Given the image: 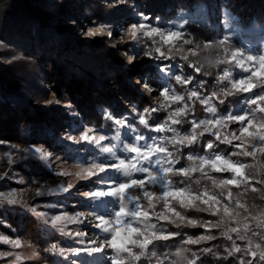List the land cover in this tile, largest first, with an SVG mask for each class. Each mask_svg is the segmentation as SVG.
<instances>
[{
    "label": "snow or ice",
    "instance_id": "6c2138e0",
    "mask_svg": "<svg viewBox=\"0 0 264 264\" xmlns=\"http://www.w3.org/2000/svg\"><path fill=\"white\" fill-rule=\"evenodd\" d=\"M126 3L127 0H117V4ZM73 23L75 24V21ZM181 27L153 26L149 18L143 16L140 21L132 23L127 32L134 42H138L141 37L150 41L143 51L146 57L170 60L180 56L186 62V66L195 73L207 76L210 73L204 71V64L200 63L199 59L192 58L199 57L201 53H208L205 57L209 65H234L243 70L245 75L236 78L231 70L220 69L216 84L222 85L227 81L230 87H221L219 93L213 91L204 94L201 91L205 87L203 80H196L193 75L173 74L175 84L184 86V94H180L175 88L162 86L159 95L163 100L158 106L143 111L132 109V112L136 113L139 125L157 133H171V137L163 136L159 140L151 138L152 143H141L146 137L136 132V128L126 117H116L112 112L105 111L103 119L115 126V136L98 134L100 130L91 125L82 127L76 135L67 136L72 143L84 142L93 145L99 154L91 162L77 165L78 171L75 173L66 171L56 173L58 176H75V184L68 182L46 187L36 183L34 189L0 191V202L20 205L36 213L45 224H50L65 236L77 238L80 244L84 243L83 237L87 233L67 231V225L83 224L91 217L94 221L93 226L104 234L90 241L91 246L86 248L64 249L54 242L50 245V251L61 256L69 254L78 256L81 253L97 254L110 249L113 253L110 264L146 262L151 264V258L159 255L155 250L158 245L167 246V242L181 237L175 250L164 254L163 264L165 262L177 264L181 258L184 259V264H203L201 257L189 246L216 240L214 230H220V237L230 241L231 247L225 248L226 255L219 259L227 260L242 253L243 255L238 258V264H264L262 236L264 231L255 230H264V227H261L264 224V211L252 216L255 221L253 227L249 224V217L242 212L245 203H235L237 200L241 201L249 189L255 192L257 189L255 185H264V174L259 179H256L255 175L257 170L264 171V164L249 162L257 161L258 157L264 158V55L245 56L240 49L230 51L226 46V40L197 42L186 37ZM94 30L92 27L87 28L85 31L87 37L96 36ZM107 35L112 37L113 32L109 30ZM215 49H222L223 53L214 54ZM249 62L256 67H248ZM159 71L168 72L170 69L165 66ZM145 86L149 92L154 91L151 86ZM237 93L245 95V107L239 113L219 112L217 104L225 102L220 98L221 95L226 98ZM196 102H199L208 114L206 118L194 117ZM55 103L59 104L60 101L56 100ZM160 111H165L167 118L163 122L150 123L151 114ZM185 122L190 123V131L185 130L182 134L176 126ZM231 125L236 127L231 128ZM122 129L136 134L131 140L121 139ZM206 134L213 138L203 141L207 152L203 155L188 154L187 166L180 164L179 157L182 155L180 150L200 143ZM221 144L230 146L232 150L226 152L219 149ZM0 145H7L10 149L0 151V160L6 158L8 165H14L17 160L28 156L43 162H49L54 158L53 151L35 144L21 146L0 140ZM177 176L183 178V186L171 179ZM6 178H10L8 171L0 175V181ZM194 180L200 183L208 181L210 186L205 184L206 190L203 193L198 191L194 195L187 189V185ZM17 183L23 185L26 181L21 178ZM82 183L94 186L92 190L85 192L86 199L99 203L110 200L115 207L106 213L93 211L87 215L84 213L70 215L62 212L49 217L46 212L38 211L36 206L22 198L23 193L27 191H34L37 197L71 194ZM158 204L162 205L161 210H157ZM49 207L54 208L56 205L51 204ZM252 207L255 208V205ZM190 209L207 212L212 217H217L219 213V217L216 220L191 218L187 214V210ZM165 225H174L177 231L168 230ZM189 226L199 227L203 229V233L190 235L178 231ZM234 233L235 239L232 235ZM254 238H258L259 242H254ZM237 240L246 242L244 247L237 244ZM0 244L10 245L12 249L23 247L20 239H10L2 234ZM198 251L213 254L211 247L200 248ZM189 253L190 256L187 255ZM38 258L39 253L36 251L29 257L23 256L19 251H0V261H6L7 264H22L24 261ZM72 264H75V261ZM157 264H160L158 259Z\"/></svg>",
    "mask_w": 264,
    "mask_h": 264
},
{
    "label": "trees",
    "instance_id": "16d2710c",
    "mask_svg": "<svg viewBox=\"0 0 264 264\" xmlns=\"http://www.w3.org/2000/svg\"><path fill=\"white\" fill-rule=\"evenodd\" d=\"M215 7L230 12L231 18L227 21L228 23L225 18L219 17V11ZM185 11L188 15L176 16V12L185 13ZM142 14H146L150 22L160 27H165L173 21H180L181 30L185 36L197 42L226 40V46L230 51L242 50L254 41L249 36V31H264V0H127V3L122 5L117 4V0H79L77 2L75 0H0V124L9 122L0 128V133L7 136L14 135L16 120L22 112L27 114L23 128L27 129L28 123H32L36 128L33 135L37 139H43L53 132H59L64 126H69V122L65 125L64 120L75 123L80 121L78 116L71 118L72 109L78 111L80 119L85 123L103 124L111 128V123L103 119L101 113L105 108L112 111L115 116H120L124 110L129 109L132 102H138L135 106L137 111L158 106L163 98L153 101L147 94L141 92L130 80L135 70L124 65L105 47L104 42L91 39L77 43L71 40L70 29L73 21L80 26L86 22L89 25L108 24L113 27L123 18L138 22ZM246 27L250 30H245ZM232 29H236V32L234 35H229ZM148 43L150 41L143 37V41L139 44L140 54ZM222 53V49H215L214 54ZM206 55L208 53H201L199 57L192 59H199L201 63V57ZM155 61L170 69L167 81L171 88H175L180 94H184V86L175 84L172 79L173 74L183 73L193 75L196 80H203L205 87L201 91L204 94H210L213 91L219 93L221 87H230L227 81L222 85L216 84L220 69L231 70L236 78L245 75L243 70L229 64L204 65V71L209 72L210 75L198 74L187 67L180 56L170 60L155 58ZM44 73L52 76L55 94L48 95L49 91L43 78ZM93 74H97L101 79L109 77L115 82L117 88L105 83L93 84L91 80ZM158 77L159 74L150 77L149 82L152 86L157 84ZM63 88L66 89V94L62 93ZM155 93L157 95V92ZM64 96L70 99L68 104L70 107L55 103ZM220 98L225 100L223 104H217L221 113H239L245 107L244 94L237 93L226 98L221 95ZM33 105L37 108L35 109ZM193 115L196 119H204L208 116L199 102L194 105ZM134 118L133 122L149 138L156 137L159 140L163 136L171 137L172 135L157 133L139 125L136 113ZM166 118L165 111L155 112L151 114L150 123L163 122ZM176 127L183 134L185 130L190 131L191 126L190 123L185 122ZM230 127L235 128L236 125ZM208 139L213 138L206 134L200 143L182 148L180 164L187 166L188 154H205L207 149L204 148L203 141ZM219 149L226 152L232 150L230 146L223 144L219 146ZM249 162L264 164V158L258 157L257 161L249 160ZM34 169V165L19 166L17 164V170L23 171L22 175L19 177L14 173L10 174V183L19 184L17 181L21 178L25 181H33ZM262 174L264 171L257 170L256 179H259ZM171 179L174 183L183 186V178L177 176ZM205 184L210 186V182L202 181L201 187ZM255 186L257 187L255 192L249 189L241 201H235L236 204L245 203L242 212L249 217V224L253 227L255 221L252 216L264 211V185ZM234 191H243V189H234ZM253 205L255 208L252 207ZM176 207L179 208L178 205ZM201 207H207V205H201ZM161 208L162 205L158 204L157 210ZM187 214L199 220H216L219 217V213L217 217H212L207 212H198L195 209L187 210ZM0 221H2L1 229L14 235L24 233L41 248L45 247L38 222L28 209L10 210L4 206L0 208ZM165 227L168 230L177 231L174 225H165ZM178 231L190 235L203 233V229L190 226ZM219 231L214 230L216 240L189 247L197 252L203 264H238V258L243 255L242 253L229 257L227 260L219 259L226 255L224 249L231 247V242L220 237ZM232 235L235 239L236 234ZM180 240L181 237H177L174 241L167 242V246L158 245L155 250L159 255L151 258V264H157L158 258L163 259L164 254L174 251ZM254 242H259V239L254 238ZM245 243L237 240V244L241 247H244ZM204 247H211L213 254L198 251ZM45 254L47 259L56 261V264H66L60 256L54 260L48 250H45ZM187 255L190 256V253Z\"/></svg>",
    "mask_w": 264,
    "mask_h": 264
},
{
    "label": "rangeland",
    "instance_id": "374dc122",
    "mask_svg": "<svg viewBox=\"0 0 264 264\" xmlns=\"http://www.w3.org/2000/svg\"><path fill=\"white\" fill-rule=\"evenodd\" d=\"M75 1L77 2L79 0ZM115 2L116 1H114V3ZM215 8L218 9V15L220 18L223 17L225 18L226 22L229 21V19L231 18V14L229 11L225 9H220L218 7ZM186 15H188V12L186 13V11L185 13L176 12V16L179 17H184ZM143 16L147 15L142 14L138 21H140ZM134 22L136 21H132V19L123 18L117 25H114L113 27L108 24H103L102 26H100L96 24L89 25L84 22L83 26H80L72 23L70 29L71 40L77 43L82 41H88L91 39L104 42L105 47H107V49L111 53H113L119 60H121L124 65H127L128 67H131L135 70V73H132L130 80L136 84L137 88L141 92L147 94L153 101H157L162 98L159 95L161 87H171L167 81L168 72L159 71V69L163 68V66L157 64L155 58L146 57L143 55V53L140 54L141 52L139 50V44L143 41V37H141L138 42H134L132 41L131 35L127 32V28ZM150 23L153 26H156L153 22ZM181 24L182 23L180 21H173L163 28H172L174 26L181 27ZM89 27H92L95 30H100L99 34L94 37H87L85 31ZM109 30L113 32L112 37H109L107 35V32ZM245 30L249 31L250 29L249 27H246ZM235 32L236 29H232L229 35H234ZM248 34L250 37L253 38L254 41L249 44L248 47H244L241 51L245 54V56L249 54L254 56L264 55V31H249ZM125 48H127V50ZM122 52H127L128 56L135 57V59L132 60L131 63H129L128 60L121 55ZM247 66L250 68L256 67V65L252 64L251 62H249ZM155 74H159V77L157 80V84L155 86H152L149 80L150 77L154 76ZM43 78L44 83L49 91L48 95L55 94V89L53 87L54 80L52 76L47 75V73H44ZM91 80L93 84L105 83L108 84L110 87L117 88L115 82L109 77L101 79L97 76V74H93ZM145 85L151 86L154 91L149 92ZM66 92V89L63 88L62 93L66 94ZM155 92H157V95H155ZM59 101L60 104L63 106H66L70 103V99H68L67 96L62 97L61 99H59ZM137 104L138 102H132V104L128 107L129 109L124 110L122 115L116 117H126L127 120L136 128V132L143 134L146 137V140L142 141L141 143H152V139L149 138L146 134H144V132H142L139 127L133 122L135 119V113L132 112V109L135 108ZM33 106L35 107V109L37 108L36 105ZM105 111H109L108 108H105L101 111L102 115ZM70 115L71 118H74V116H78L77 118L80 121L75 123L74 121L64 120L65 125L69 122V126H64L63 129L59 132H53L43 139H37L33 135V133L36 131V128L32 123H28L27 129L23 128L25 116H27L25 112L20 113L19 117L16 120L14 135L7 136L5 134V136L4 133H0V140L7 141L10 144H18L21 146H29L35 144L36 146H43L46 150L53 151L54 153V158L49 162L39 161L38 158L32 156H28L24 159H19L14 165H8L6 162V158L0 160V175H3L5 171H8L11 172L9 173V175L14 173L15 175H18L20 177L23 171L21 172L17 170V164H19V166L30 164L34 165L35 168V171L32 172L34 176L32 178L33 181L27 180L25 184L19 185L10 183V178H6L5 180L0 181V191L7 192L13 189L21 190L25 188L34 189L36 183H39L40 185L46 187H55L59 183H76L75 176H58L56 175V173L59 171L75 173L76 171H78L77 165L87 164L99 154L98 150L93 145L84 142L72 143L67 139V136L69 134L76 135L82 127H86L89 125L99 129L100 132L98 134H107L109 137L115 136L116 129L111 122V128L106 127L103 124L100 125L93 123H85L80 119L78 111L74 109L70 111ZM6 123L9 124V122ZM6 123L0 124V128H2V126H4ZM136 132H130L127 129H122L121 139L127 138L128 140H131V138L136 134ZM153 138L157 140L156 137ZM4 150L10 149H8L7 145H0V151ZM105 179H107V177H105ZM93 188V185L82 183L78 185L77 188L71 192V194H59L48 197L42 196L41 198H38L37 196H35L34 191H27L23 193L22 198L24 200H27L32 206H36L38 211L46 212L49 217H51L52 215L60 214L62 212H67L70 215H74L76 213H84L85 215H87L88 213H91L93 211L99 213H106L108 210H111L115 207L110 200H105L103 203H99L97 201L86 199L83 193L92 190ZM51 204H55L56 207H49V205ZM4 206L10 210L24 209L20 205H9L7 203L0 202V208ZM33 214L38 222L39 228L41 229V237L44 241L45 247L41 248V246L31 241L30 238L24 233L21 235H14L9 233L8 231L1 229L0 227V234L8 236L10 239H20L23 245L21 249H12L10 245L0 244V251H19L25 257L31 256L33 251L39 253L38 259L24 261L22 262V264H56V261H50L49 259H47L45 250L49 251L50 255L54 260H57L58 256L62 257L66 264H72L73 261H75V264H110V257L113 255L110 249H105L104 252L97 254L81 253L78 256L71 254L67 256H61L59 253L52 252L49 250L50 245L54 242L58 243L59 246L64 249L82 247L86 248L91 246L89 243L90 241L95 240L98 237H102L104 235L93 226L94 221L91 219V217L86 219L83 224L67 225V231H83L87 233V235L83 237L84 243L80 244L77 242V238L61 234L57 229L52 228L50 224H45L43 219L37 216L36 213ZM0 264H7V262L0 261Z\"/></svg>",
    "mask_w": 264,
    "mask_h": 264
},
{
    "label": "clouds",
    "instance_id": "9594fccd",
    "mask_svg": "<svg viewBox=\"0 0 264 264\" xmlns=\"http://www.w3.org/2000/svg\"><path fill=\"white\" fill-rule=\"evenodd\" d=\"M94 31L96 32V34H99L100 30L97 29V30H94ZM86 35H87V33H86ZM113 46H115V45H113ZM121 55L123 57H125L128 60L129 63H131L132 60L135 59V57L128 56V54H126L125 52H122ZM201 63L204 64V65H208V66H214V65H209L208 64L207 57H205V56L201 57ZM192 159H193V161L195 160V158H192ZM187 189H189L192 192V194H194V195L197 194L198 191L200 193H203L206 190L204 187H201V183L198 180H194V181H192L191 184L187 185ZM83 195H86V193H83ZM261 227H264V224H262ZM163 259L158 258V260L160 261V264H163ZM177 264H184V259L181 258V260L178 261Z\"/></svg>",
    "mask_w": 264,
    "mask_h": 264
}]
</instances>
